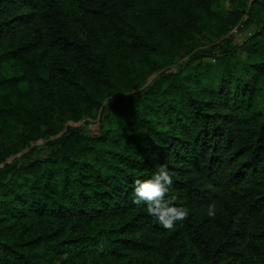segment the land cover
Instances as JSON below:
<instances>
[{"label": "trees", "instance_id": "obj_1", "mask_svg": "<svg viewBox=\"0 0 264 264\" xmlns=\"http://www.w3.org/2000/svg\"><path fill=\"white\" fill-rule=\"evenodd\" d=\"M225 1L0 0V136L23 128L0 144V264H264V0ZM244 14L243 43L192 49ZM96 109L97 135L68 125ZM160 164L190 209L171 230L132 203Z\"/></svg>", "mask_w": 264, "mask_h": 264}, {"label": "rangeland", "instance_id": "obj_2", "mask_svg": "<svg viewBox=\"0 0 264 264\" xmlns=\"http://www.w3.org/2000/svg\"><path fill=\"white\" fill-rule=\"evenodd\" d=\"M250 3L251 0H226L225 5L223 6V11L226 14H228L229 12H243L245 10H248V6ZM246 21L247 16H245L244 14L242 23L237 27L228 25V27L225 26L226 28L224 27V29L220 30V32L218 33L204 30L202 33L193 38L191 42L192 49L196 51L210 49L213 55H217L226 49H230L232 46L243 43L247 38L256 33L258 28L255 25L247 27L245 25ZM188 50L189 49L182 48L181 46L179 47V50L176 53L174 62L172 64L173 69L176 72H179L184 64L189 60ZM214 63V60L204 62L206 66L212 65ZM155 78L156 75H153L151 78H149L146 85L150 84ZM124 91L128 93L129 88H125ZM140 91V88L134 90L135 93H138ZM118 97L119 95H116L115 97H112V99H116ZM24 108H26V102H24ZM100 113L101 111L96 109L92 112L91 117L79 123H69L68 125L83 128L86 134L97 135L99 133ZM16 120H18L17 115H14V117L12 118L9 117L3 120L4 133L0 136V144L6 145L11 141L17 140L18 136L23 132V128L21 126H18ZM66 127L67 126L64 127L63 131L61 130L62 132L60 131L58 135L52 137L51 139H43L38 142L30 143L25 150H22L19 155L10 158L7 163H13L15 159L22 158L23 156L28 154L35 156L37 152L39 153V151H35L36 149H42L47 154L50 151L47 143L58 139L65 131ZM55 264H59V262H56Z\"/></svg>", "mask_w": 264, "mask_h": 264}, {"label": "clouds", "instance_id": "obj_3", "mask_svg": "<svg viewBox=\"0 0 264 264\" xmlns=\"http://www.w3.org/2000/svg\"><path fill=\"white\" fill-rule=\"evenodd\" d=\"M173 191V174L166 164H160L150 177L137 179L133 182L132 203L143 206L147 214L157 220L165 229L171 230L177 221H184L190 209L175 204ZM207 216L214 218L217 214L216 205L209 204Z\"/></svg>", "mask_w": 264, "mask_h": 264}, {"label": "built area", "instance_id": "obj_4", "mask_svg": "<svg viewBox=\"0 0 264 264\" xmlns=\"http://www.w3.org/2000/svg\"><path fill=\"white\" fill-rule=\"evenodd\" d=\"M255 1H262V0H251V2H255Z\"/></svg>", "mask_w": 264, "mask_h": 264}]
</instances>
